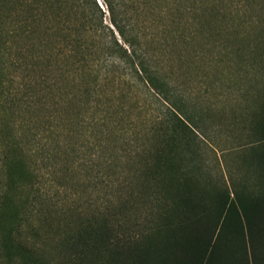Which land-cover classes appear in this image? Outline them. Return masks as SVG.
I'll return each mask as SVG.
<instances>
[{"label": "trees", "instance_id": "1", "mask_svg": "<svg viewBox=\"0 0 264 264\" xmlns=\"http://www.w3.org/2000/svg\"><path fill=\"white\" fill-rule=\"evenodd\" d=\"M174 21L172 0H0L1 264H264V99L254 183L221 188ZM72 169L103 204L57 198Z\"/></svg>", "mask_w": 264, "mask_h": 264}, {"label": "rangeland", "instance_id": "2", "mask_svg": "<svg viewBox=\"0 0 264 264\" xmlns=\"http://www.w3.org/2000/svg\"><path fill=\"white\" fill-rule=\"evenodd\" d=\"M172 2L174 45L166 66L168 75L204 121L199 141L206 169L221 188L233 184L247 190L254 183L253 160L259 144L255 110L264 99V0ZM183 32L192 33L188 41L180 36ZM157 107L152 105L151 111L158 112ZM78 173L75 169L67 172L69 182L64 187L68 188L57 198L70 202L69 194L76 187L84 191L81 201L90 197L97 200L93 204H103V192L94 193L90 185L83 189L75 181ZM154 209L157 212L156 204ZM7 216L11 215L0 212V228L12 222Z\"/></svg>", "mask_w": 264, "mask_h": 264}, {"label": "snow or ice", "instance_id": "3", "mask_svg": "<svg viewBox=\"0 0 264 264\" xmlns=\"http://www.w3.org/2000/svg\"><path fill=\"white\" fill-rule=\"evenodd\" d=\"M100 2V0H97V3H99Z\"/></svg>", "mask_w": 264, "mask_h": 264}]
</instances>
